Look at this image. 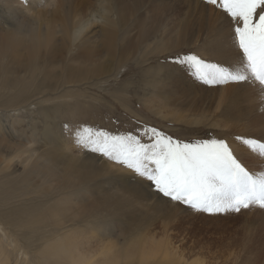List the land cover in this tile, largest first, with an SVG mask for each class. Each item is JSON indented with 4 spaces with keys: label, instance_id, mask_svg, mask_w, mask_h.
Segmentation results:
<instances>
[{
    "label": "rangeland",
    "instance_id": "obj_1",
    "mask_svg": "<svg viewBox=\"0 0 264 264\" xmlns=\"http://www.w3.org/2000/svg\"><path fill=\"white\" fill-rule=\"evenodd\" d=\"M7 1L20 2L22 8L26 5L24 0ZM82 1L85 0H72V6ZM86 1L87 13L92 11L91 27L66 41L56 36L50 40L53 46H49V50L59 51L54 60L63 64H66L65 58L81 63L90 59L89 65L104 64L106 59H112L113 76L93 81L85 78L76 83L78 86L63 88L52 95L47 92L45 97L31 103L32 91L20 95L7 93L0 85V141L12 137L6 133L12 128L18 141L30 143L33 148L47 143L50 138L60 149L87 157L86 175L105 174L103 169L108 166L121 176L110 181L109 195L122 200L124 205L122 209L102 211L97 221L77 229L80 233L85 231L81 236L77 234L79 240L85 241L84 252L80 244L76 243L77 247L68 239L74 230L66 234L63 243L58 242L59 238L54 240L57 237L47 243L67 246L66 256L43 255L46 244L41 245L40 239L29 240L22 231L0 222V264H89L88 261L95 264H264V209L253 206L240 213L215 215L195 212L163 197L147 180L126 167L74 144V132L82 125L112 134L131 133L144 142H149L150 134L146 135V130L155 128L182 142L226 140L250 171H264V159L236 140L237 136L264 139V110L257 114L252 111L264 108V103L252 99V92L259 90L260 85L256 82L253 87L251 82L206 85L198 81L186 65L176 63L177 57L196 54L225 66L237 65L241 54L231 29L226 30L230 26L229 19L212 6L204 8L209 10L206 16L212 29L209 36L198 38V31L206 22L192 17L201 7L196 0H186L187 12H184V0H170L164 9L160 4L166 0ZM119 7H123L126 14L125 28L117 23L115 11ZM108 19L115 22L113 27L106 25ZM4 26L7 27L0 17V38L5 33ZM94 28L100 31L98 36L88 38ZM164 31L172 39L170 52L161 50ZM108 35L115 37L116 52L112 55L106 43ZM74 41L77 46H73ZM69 51L78 57L75 54L69 57ZM226 86L233 88L231 112H226L228 107L223 101ZM213 89H220L218 95H224L218 111L207 101L206 95L211 97ZM12 105L18 106L10 107ZM0 165V170L12 172L5 163ZM21 175L22 172H13L12 178ZM86 180V177L76 180L84 200L106 191L102 181L86 185ZM136 182L149 186L161 201L144 207L154 199L148 201V193L140 190ZM140 208L145 211L143 215L137 213ZM131 229L141 231L144 239L141 245L132 242ZM26 235H41V230L31 226ZM70 243L75 249L69 248ZM96 243L113 244L114 250L108 253ZM94 249L98 251L95 256L90 254Z\"/></svg>",
    "mask_w": 264,
    "mask_h": 264
},
{
    "label": "bare ground",
    "instance_id": "obj_2",
    "mask_svg": "<svg viewBox=\"0 0 264 264\" xmlns=\"http://www.w3.org/2000/svg\"><path fill=\"white\" fill-rule=\"evenodd\" d=\"M24 1L26 5L22 8L19 5L20 2L10 3L7 0H0V17L7 25V27H3L5 33L0 38V85L4 91L19 95L32 91L31 103L45 97L47 92L52 95L63 90V88L78 86L76 83L85 78L93 81L94 79L113 76L112 59H106L104 64L89 65L90 59L85 63H81L77 59L65 58L66 64H63V62L60 63L54 60V58H58L59 51L49 50V46H53L50 40L56 36L59 35L63 41H66L67 38L72 39L73 35L74 37L80 36L84 28L91 27L90 17L92 11L87 13L88 2L86 0L75 7L72 6V0ZM169 1L166 0V2L160 4L162 9L169 4ZM196 1L201 4V7L193 13L192 17L196 21L204 19L206 22L205 27L203 25V28L201 27L202 29L198 31V38H202L211 34L212 28L209 17L206 16L209 10H204V8L210 9V6L205 5L204 2L201 3L199 0ZM184 5V12H187L189 8L186 0H184ZM40 12L43 15H38ZM115 14L117 23L120 27L125 28L126 14L124 8L119 7ZM113 23H115L113 20L108 19L106 25L113 27ZM192 27L195 28V25H192ZM96 28L90 30L88 38L98 36L100 31H95ZM230 29V26H228L226 30ZM162 37L161 50L170 52L172 48L170 34L164 31ZM106 43L110 55L116 52L114 50V36L108 35ZM74 45H78L77 41H74ZM70 51L68 56L74 57L75 53L73 54ZM75 55L78 57L77 54ZM249 82L253 87L254 83ZM69 84L70 86H67ZM258 89L252 92V99L258 103H264V92L261 91L260 87ZM218 90L220 89L211 90V97L208 94L206 95L207 101H211L209 105L217 111L220 100L224 98L223 94L218 95ZM225 92H227L226 98L223 101L228 107L226 112H231L233 88L226 86ZM7 93L3 94L6 95ZM253 105L256 106L254 103ZM15 106L18 105L10 107ZM22 108L24 107L22 106ZM261 110H264V108H254L252 111L257 114ZM12 112H15V110H12ZM11 129L6 133L12 137H9L6 141H0V163H5L7 168L12 171L7 173L3 168L0 170V222L14 230L22 231L21 234L29 240L33 238L40 239L41 245L46 244L41 253L48 256H51V254L66 256L64 253L67 252V246H54L57 243L47 245V243L54 237H57L54 240L59 238L58 242L63 243L66 234L74 230L73 234H69L68 239H71L77 247L80 244V250L84 252L86 249L85 241L84 239L79 240L77 234L81 236L85 234V231H81V234L77 229L87 223L97 221L102 211L110 208H123L124 202L122 200H115L109 195L110 181L116 176H121L118 175L117 171L110 170L108 166L103 169L105 174L93 173L86 175V162L89 160L87 157L60 149V145L55 144V140L53 141L50 138H48L47 143L33 148L30 143L18 141L19 139L17 140ZM45 170L46 172H44ZM13 172H22L23 175L12 178ZM84 177L87 178L84 181L86 185L91 182L102 181L104 183L102 187L106 191L94 198L89 197L84 200L76 184V180H81ZM124 181H127V179H124ZM141 183L136 182V185L140 190L148 193V201L151 198L154 199V202H148L144 207L149 208L155 201H161L160 197L152 193L149 186L143 187ZM144 212V209L140 208L137 213L143 215ZM131 218L134 222L135 218L132 214ZM58 225L61 226V229L58 228ZM31 226L40 229L41 235H26ZM59 232L60 236L58 235ZM130 233L133 243L141 245L144 242L140 230L131 229ZM98 246L102 250H107L108 253H112L114 250L113 244H100ZM69 248L75 249L74 246H71V243ZM90 254L95 256L98 251L94 249ZM87 263L95 264L91 261Z\"/></svg>",
    "mask_w": 264,
    "mask_h": 264
},
{
    "label": "snow or ice",
    "instance_id": "obj_3",
    "mask_svg": "<svg viewBox=\"0 0 264 264\" xmlns=\"http://www.w3.org/2000/svg\"><path fill=\"white\" fill-rule=\"evenodd\" d=\"M229 19L241 59L225 66L196 54L177 57L206 85L249 81L264 92V0H204ZM67 127V126H66ZM149 142L140 136L112 134L88 125L74 132V144L99 153L147 180L170 201L210 215L240 213L253 206L264 209V171H250L223 139L182 142L152 128ZM250 152L264 159V139L237 136Z\"/></svg>",
    "mask_w": 264,
    "mask_h": 264
}]
</instances>
